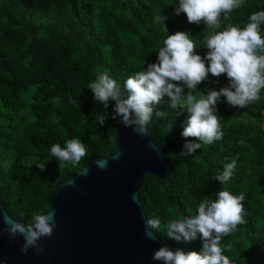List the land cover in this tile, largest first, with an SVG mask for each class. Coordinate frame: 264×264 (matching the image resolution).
I'll return each mask as SVG.
<instances>
[{"label": "trees", "instance_id": "1", "mask_svg": "<svg viewBox=\"0 0 264 264\" xmlns=\"http://www.w3.org/2000/svg\"><path fill=\"white\" fill-rule=\"evenodd\" d=\"M177 7L178 0H0V201L13 219L30 223L34 214L48 209L52 193L72 172L116 150L117 119L110 118L114 102L100 127L104 109L88 85L107 72L122 87L127 78L156 63L167 38L160 28L162 16L169 35L190 33L196 54L204 57L207 36L228 24L243 29L251 14L264 11V0H244L228 19L221 16L216 30L203 22L190 24L184 13L174 15ZM228 84L226 75L209 73L197 91ZM168 105L165 97L158 106L164 117L153 116L148 125L155 143L168 152L167 176H147L139 189L147 216L161 221L156 234L173 249L199 252V237L178 243L168 238L167 224L195 216L199 203L217 199L220 190L243 194L244 223L222 238V247L231 246L223 254L232 264H264V89L258 101L242 109L221 97L217 115L223 137L202 144L192 156L179 155L188 114L177 115L179 110ZM72 139L87 149L75 166L57 161L50 151ZM237 157L232 179L220 184L214 178ZM37 163L46 164V171Z\"/></svg>", "mask_w": 264, "mask_h": 264}, {"label": "clouds", "instance_id": "2", "mask_svg": "<svg viewBox=\"0 0 264 264\" xmlns=\"http://www.w3.org/2000/svg\"><path fill=\"white\" fill-rule=\"evenodd\" d=\"M243 5L244 0H178L174 15L184 13L190 24L199 25L203 22L207 28L216 30L221 28L222 15L228 19L227 14ZM166 20V16L160 18V28L167 33V38L163 41L164 46L159 49L156 63L148 64L144 70L127 78L122 87L104 72L88 88L95 101L104 109L103 114L98 116L100 127L109 119L106 110L111 101L115 106L110 118L116 120L119 117L124 127L132 128L141 136L149 133L148 125L153 116L158 119L164 117L165 112L159 111L158 106L167 97L168 107L179 110L176 111L177 115L188 114L181 133L186 142L179 155L192 156L202 144L211 145L223 137L221 118L217 115L221 97L226 99L228 105L240 109L260 99V92L264 89V38L261 36L264 11L251 14L243 29L228 24L223 31L207 36L204 43L208 51L204 57L196 54V43L190 33L176 32L169 35ZM209 73L217 78L226 75L229 84L219 90L205 89L206 92H198L197 86L208 80ZM185 88L189 90L187 95H184ZM181 108L187 111H181ZM109 139L115 142L114 137ZM239 143L244 145L245 142L241 140ZM50 151L57 161L74 166L87 155V149L79 139L67 141L63 148L58 143L54 144ZM237 159L227 163L222 173L214 179L220 184L230 181ZM96 164L100 169L107 166L103 160H97ZM36 167L41 172L46 171L44 163H37ZM216 195L215 200L203 199L195 216L172 220L166 226L168 238L178 243H190L199 237L202 242L201 251L185 252L180 248L173 251L162 246L154 252L153 260L163 264H232L229 257L223 254L231 251V246L222 247L221 240L244 223L242 202L245 196L233 195L228 190H220ZM133 200H136L135 196ZM54 215V212L47 215L36 213L27 224L9 219L6 220L8 227L4 231L11 240L23 237V254H27L31 248L40 254L43 248L39 247L38 241L42 237H51L57 227ZM160 227L159 218L146 216V236L155 238V230Z\"/></svg>", "mask_w": 264, "mask_h": 264}, {"label": "water", "instance_id": "3", "mask_svg": "<svg viewBox=\"0 0 264 264\" xmlns=\"http://www.w3.org/2000/svg\"><path fill=\"white\" fill-rule=\"evenodd\" d=\"M115 137L116 150L98 159L107 162L106 168L90 160L52 193L43 213L54 212L57 227L51 237L38 241L40 254L35 248L23 254V237L9 238L4 229L6 220L13 218L0 201V264H163L152 256L169 246L158 235L146 236L147 214L139 189L147 176L166 178L168 152L150 131L138 135L119 117Z\"/></svg>", "mask_w": 264, "mask_h": 264}]
</instances>
